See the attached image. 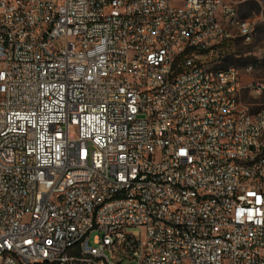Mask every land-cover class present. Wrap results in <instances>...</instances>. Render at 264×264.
<instances>
[{"label":"built area","instance_id":"1","mask_svg":"<svg viewBox=\"0 0 264 264\" xmlns=\"http://www.w3.org/2000/svg\"><path fill=\"white\" fill-rule=\"evenodd\" d=\"M232 29L234 0H0V264H264Z\"/></svg>","mask_w":264,"mask_h":264},{"label":"rangeland","instance_id":"2","mask_svg":"<svg viewBox=\"0 0 264 264\" xmlns=\"http://www.w3.org/2000/svg\"><path fill=\"white\" fill-rule=\"evenodd\" d=\"M240 16L255 26L253 38L246 41L236 29H232V37L223 42L209 60L219 55L222 65H235L241 71L243 86L242 100L251 110H257L264 104V93L254 96L249 91L252 80H264V0H234ZM123 264H129L124 261Z\"/></svg>","mask_w":264,"mask_h":264}]
</instances>
